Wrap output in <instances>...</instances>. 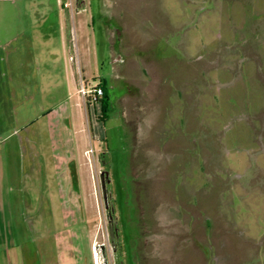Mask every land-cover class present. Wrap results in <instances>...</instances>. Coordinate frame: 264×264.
Here are the masks:
<instances>
[{"label":"rangeland","instance_id":"1","mask_svg":"<svg viewBox=\"0 0 264 264\" xmlns=\"http://www.w3.org/2000/svg\"><path fill=\"white\" fill-rule=\"evenodd\" d=\"M99 244L264 264V0H0V264Z\"/></svg>","mask_w":264,"mask_h":264},{"label":"water","instance_id":"2","mask_svg":"<svg viewBox=\"0 0 264 264\" xmlns=\"http://www.w3.org/2000/svg\"><path fill=\"white\" fill-rule=\"evenodd\" d=\"M100 177H101V184H102V190H103V196L104 198H106V185L107 183H109V178H107V180H105V177H108V173L106 171H101L100 172ZM76 175H73V179L76 180ZM113 211V209H112ZM114 225H115V232L118 231L117 228V219L114 221ZM114 230V229H113ZM114 233V231H112ZM113 238V236H112ZM97 250L99 251V255L98 257H96V264H108V259L106 256V247L105 244H99L96 245L94 247V251L97 253ZM97 256V254H96Z\"/></svg>","mask_w":264,"mask_h":264},{"label":"trees","instance_id":"3","mask_svg":"<svg viewBox=\"0 0 264 264\" xmlns=\"http://www.w3.org/2000/svg\"><path fill=\"white\" fill-rule=\"evenodd\" d=\"M101 89L103 90V94L102 95H105L106 96V94H107V92H106V90L101 86ZM125 217V219H126V214L125 215H123V218Z\"/></svg>","mask_w":264,"mask_h":264},{"label":"flooded vegetation","instance_id":"4","mask_svg":"<svg viewBox=\"0 0 264 264\" xmlns=\"http://www.w3.org/2000/svg\"><path fill=\"white\" fill-rule=\"evenodd\" d=\"M117 223H118V220H117ZM114 228H116V227H114ZM117 228H118V226H117ZM114 235H115V238H118V231L115 232V229H114Z\"/></svg>","mask_w":264,"mask_h":264},{"label":"built area","instance_id":"5","mask_svg":"<svg viewBox=\"0 0 264 264\" xmlns=\"http://www.w3.org/2000/svg\"><path fill=\"white\" fill-rule=\"evenodd\" d=\"M102 94V90L100 89L97 93H95V95H101Z\"/></svg>","mask_w":264,"mask_h":264}]
</instances>
